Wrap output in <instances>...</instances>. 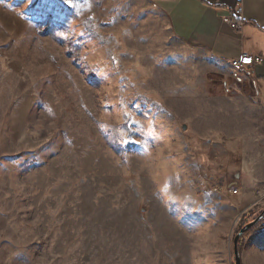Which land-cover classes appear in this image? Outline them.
<instances>
[{"label":"rangeland","instance_id":"1","mask_svg":"<svg viewBox=\"0 0 264 264\" xmlns=\"http://www.w3.org/2000/svg\"><path fill=\"white\" fill-rule=\"evenodd\" d=\"M220 74L149 0H0V264H236L264 126Z\"/></svg>","mask_w":264,"mask_h":264},{"label":"crops","instance_id":"2","mask_svg":"<svg viewBox=\"0 0 264 264\" xmlns=\"http://www.w3.org/2000/svg\"><path fill=\"white\" fill-rule=\"evenodd\" d=\"M149 1L167 17L173 35L205 55L228 87L247 83L251 108L259 113L264 126V0ZM231 19L241 29L233 28ZM244 54L262 61L247 67L249 76L243 80L236 77L231 61Z\"/></svg>","mask_w":264,"mask_h":264},{"label":"built area","instance_id":"3","mask_svg":"<svg viewBox=\"0 0 264 264\" xmlns=\"http://www.w3.org/2000/svg\"><path fill=\"white\" fill-rule=\"evenodd\" d=\"M235 15L239 17L241 15V10L240 9L237 10L235 12ZM232 20L233 19H231V25L233 26V28L241 29V25ZM261 61H262V58H256V57H252L247 54H244L241 56V58L231 61V67L237 78L244 79L249 76L247 67L258 64ZM230 193L233 195H237L238 191L231 189Z\"/></svg>","mask_w":264,"mask_h":264},{"label":"water","instance_id":"4","mask_svg":"<svg viewBox=\"0 0 264 264\" xmlns=\"http://www.w3.org/2000/svg\"><path fill=\"white\" fill-rule=\"evenodd\" d=\"M184 130L186 129V126L183 127ZM262 221H264V210L260 213V215L252 222L247 224L245 227H243L240 232L237 234L235 238V249H234V254H235V263L236 264H242V259H241V254L239 251V241L241 237L249 232L251 229H253L255 226L259 225Z\"/></svg>","mask_w":264,"mask_h":264},{"label":"trees","instance_id":"5","mask_svg":"<svg viewBox=\"0 0 264 264\" xmlns=\"http://www.w3.org/2000/svg\"><path fill=\"white\" fill-rule=\"evenodd\" d=\"M232 21H234V20H232ZM234 22H235V21H234ZM263 210H264V209H263ZM263 210H262V211H263ZM262 211H261V212H262Z\"/></svg>","mask_w":264,"mask_h":264}]
</instances>
